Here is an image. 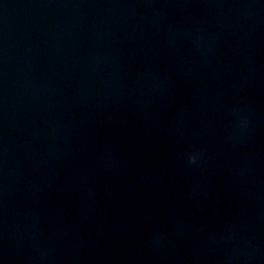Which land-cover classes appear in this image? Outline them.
Here are the masks:
<instances>
[{"label": "water", "instance_id": "water-1", "mask_svg": "<svg viewBox=\"0 0 264 264\" xmlns=\"http://www.w3.org/2000/svg\"><path fill=\"white\" fill-rule=\"evenodd\" d=\"M264 122V0H0V264H141Z\"/></svg>", "mask_w": 264, "mask_h": 264}]
</instances>
